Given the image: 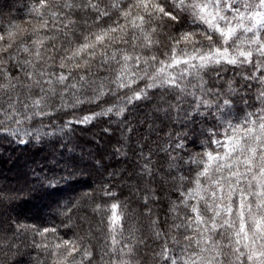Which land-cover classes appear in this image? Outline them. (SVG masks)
I'll list each match as a JSON object with an SVG mask.
<instances>
[{
  "label": "snow or ice",
  "instance_id": "snow-or-ice-1",
  "mask_svg": "<svg viewBox=\"0 0 264 264\" xmlns=\"http://www.w3.org/2000/svg\"><path fill=\"white\" fill-rule=\"evenodd\" d=\"M31 4L36 24L30 31L18 24L0 26V98H7L0 103V131L18 137L20 143L27 142L24 137L39 140L42 129L32 135L33 129L24 124L35 118L42 123L54 110L77 109L109 97L105 103L111 106L75 120L88 124L113 112L122 116L125 105L148 100L156 89L175 93L177 104H169L170 109L188 103L181 122L195 123L202 110L215 115L231 105L232 98L214 84L205 87L201 75L211 69L219 77L224 65L246 69V74L238 73L245 81L264 85V0H31ZM165 28L174 30L164 35L167 51L161 53L162 59L156 50ZM257 99L264 103V88ZM219 127L222 132L216 125L201 130L204 150L189 153L187 160L176 161L169 154L177 169L173 179L179 201L169 209L171 227L179 238L170 237L172 249L165 242L160 255L166 264H264V108L249 113L242 124L221 122ZM169 147L183 149V137ZM148 163L142 166L146 174ZM62 171L66 175L45 177L40 188L54 194L79 169L69 166ZM147 202L146 195L145 206ZM119 207L113 203L106 210L112 235L105 256L110 264H129L125 257L133 252L131 241L120 244L115 237ZM33 230L53 237L51 247L36 245L48 253L50 264H84L92 257L81 238L63 239L55 227Z\"/></svg>",
  "mask_w": 264,
  "mask_h": 264
},
{
  "label": "trees",
  "instance_id": "trees-1",
  "mask_svg": "<svg viewBox=\"0 0 264 264\" xmlns=\"http://www.w3.org/2000/svg\"><path fill=\"white\" fill-rule=\"evenodd\" d=\"M31 6V0H0V26L18 24L30 31L31 25L36 24L30 14ZM172 30L165 28L159 37L156 54L162 59L161 53L167 51L164 35ZM169 71L175 74L174 69ZM246 71L224 65L219 77L211 69L201 73L207 82L205 87L214 84L232 98V103L215 115L202 110L195 123L181 122L182 109L188 103L170 109L169 104H177L175 93L156 89L150 91L148 100L125 105L119 117L113 112L88 124L75 122L78 117L111 106V102L105 103L110 101L106 96L98 103L83 104L77 109L54 110L42 118V123L41 118L26 122L24 127L33 129L32 135L36 128L42 129L39 140L24 137L27 142L20 143L18 137L0 131V264H50L48 253L36 245L51 247L53 237L37 235L33 226L55 227L63 239L81 238L92 253L84 264H110L105 256L112 235L110 213L106 210L113 203L120 206L117 214L121 216L115 237L120 244L131 241L133 247V252L125 257L129 264H166L161 250L165 242L169 249L173 248L172 235L179 238L171 227L173 213L169 209L174 201H179L173 179L177 169L172 167L169 154L176 161L181 157L187 160L189 153L204 150L202 129L216 125L222 132L221 122L224 126L242 124L249 113L264 108L257 99L264 85L245 81L238 74ZM225 82L232 85V91ZM6 100L0 98V103ZM180 137L184 147L173 151L169 145ZM147 161L150 174L142 167ZM69 166L79 169L77 176L58 185L54 194L40 188L45 177L66 175L62 170ZM133 183L135 189H146L135 193Z\"/></svg>",
  "mask_w": 264,
  "mask_h": 264
},
{
  "label": "rangeland",
  "instance_id": "rangeland-1",
  "mask_svg": "<svg viewBox=\"0 0 264 264\" xmlns=\"http://www.w3.org/2000/svg\"><path fill=\"white\" fill-rule=\"evenodd\" d=\"M132 186H133V190L132 191L135 192V193L138 192V191H140L141 189H146V188H143V187H140V189H135V184L134 183L132 184Z\"/></svg>",
  "mask_w": 264,
  "mask_h": 264
}]
</instances>
